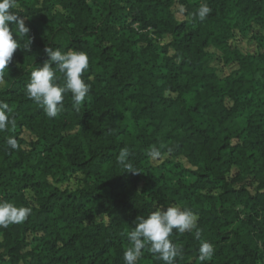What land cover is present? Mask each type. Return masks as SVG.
Listing matches in <instances>:
<instances>
[{
	"label": "trees",
	"instance_id": "obj_1",
	"mask_svg": "<svg viewBox=\"0 0 264 264\" xmlns=\"http://www.w3.org/2000/svg\"><path fill=\"white\" fill-rule=\"evenodd\" d=\"M17 5L29 32L0 73L13 121L0 131V201L32 211L0 228V264H124L135 219L172 205L191 209L200 232L173 230L174 264H264V0ZM251 33L256 47L243 51L236 39ZM45 47L89 58L85 101L67 94L55 118L25 87ZM201 241L214 248L203 262ZM136 264L164 261L146 244Z\"/></svg>",
	"mask_w": 264,
	"mask_h": 264
},
{
	"label": "clouds",
	"instance_id": "obj_2",
	"mask_svg": "<svg viewBox=\"0 0 264 264\" xmlns=\"http://www.w3.org/2000/svg\"><path fill=\"white\" fill-rule=\"evenodd\" d=\"M17 7V0H0V73L8 68L14 53L21 48L19 38L28 37L29 28L24 19L19 18L17 12L13 11ZM210 12L211 8L203 2L195 15L203 21ZM30 43L29 37L24 50L29 49ZM44 51L49 59L42 65L32 68L25 87L28 97L43 109L45 115L55 118L61 111L67 94H71L73 105L77 108L85 101L91 88L83 79V73L89 67V58L85 52L73 49L61 51L45 47ZM57 70L62 74V84L57 81ZM9 112L8 104L0 100V131L8 129L13 124ZM6 142L11 149L18 147L17 140L13 137H8ZM151 154L158 155V150L152 149ZM127 155V152L120 154L122 164L125 163ZM31 211V208L26 206L0 201V228L23 223ZM197 222L198 216L191 209L179 205L157 209L146 217L138 216L131 231L128 232L131 247L124 252V264H136L146 244L148 250L164 261V264H174L181 250L169 237L174 229L180 233L197 229ZM196 239L200 240L198 229ZM198 250L202 262L211 259L214 254V248L208 241H201Z\"/></svg>",
	"mask_w": 264,
	"mask_h": 264
},
{
	"label": "rangeland",
	"instance_id": "obj_3",
	"mask_svg": "<svg viewBox=\"0 0 264 264\" xmlns=\"http://www.w3.org/2000/svg\"><path fill=\"white\" fill-rule=\"evenodd\" d=\"M182 8H183L182 4L178 2L176 4V6H175L176 13H177V16L178 17H181L182 16ZM252 35L253 34L251 33L246 38L237 37L236 42L240 45V48L243 51H251V50L255 49L256 45H255V42H254L253 38H251ZM219 69H220V72L221 73H223L224 71L230 70L228 68L223 69L221 66L219 67ZM23 136L27 140H30L31 139L27 131L24 132Z\"/></svg>",
	"mask_w": 264,
	"mask_h": 264
}]
</instances>
